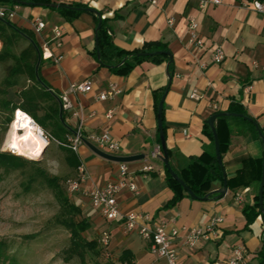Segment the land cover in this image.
<instances>
[{
    "label": "crops",
    "instance_id": "obj_1",
    "mask_svg": "<svg viewBox=\"0 0 264 264\" xmlns=\"http://www.w3.org/2000/svg\"><path fill=\"white\" fill-rule=\"evenodd\" d=\"M55 1L68 5L88 3L105 16L121 15L109 23V33L118 47L128 50L161 41L173 56L172 76L168 60L151 59L136 65L128 75H115L100 66L96 57V21L92 13L82 12L66 19L49 8L14 6L16 15L11 21L18 27L31 30V21L37 17L47 21L46 30L34 33L42 52L52 36L50 26L59 24L63 28V45L57 48L50 43V51L62 54L63 59L55 62L54 58H42L40 63V73L50 89L61 95L69 91L72 83L92 82L89 92L69 93L74 110L79 112L75 116L72 111H65L70 131L78 127L82 118L86 134L109 131L120 142L121 155H146L142 160L128 162L129 179L136 184L137 191L125 188L119 193L122 214H149L154 222L163 221L169 229L177 228L180 235L175 247L184 264H225L233 247L239 244L246 249L249 264H258L257 254L264 247L263 217L258 216L246 228L243 209L256 208L260 191L258 166L264 157V139L259 131L264 134V15L244 7L243 0H222L220 4L207 0L205 8L201 7V0ZM191 19L198 23L196 33L204 42L201 47L190 41ZM216 45L224 50L222 63L213 61ZM112 86L121 92L107 100L97 98ZM164 96L166 144L171 166L176 170L203 151L214 149L211 138L203 131L204 123L217 112L227 113L233 100L258 124L228 118L230 143L222 154L227 188L224 180L217 179L203 197L195 198L185 191L182 200L172 208L165 207L173 196L166 181V165L160 157L153 156L161 146L157 141L155 104ZM217 123L216 120L215 126ZM78 156L89 177L80 191L72 195V201L82 208L92 225L110 234V251L117 247L131 250L135 264H165L164 259L152 255L137 231H126L123 217L106 220L92 206L89 192L119 179V163L99 156L87 144L80 148ZM145 165H152L153 169L142 170ZM217 216L224 221L214 239L201 238L193 246L186 243L188 231L184 228L205 227Z\"/></svg>",
    "mask_w": 264,
    "mask_h": 264
},
{
    "label": "trees",
    "instance_id": "obj_2",
    "mask_svg": "<svg viewBox=\"0 0 264 264\" xmlns=\"http://www.w3.org/2000/svg\"><path fill=\"white\" fill-rule=\"evenodd\" d=\"M0 4H7L14 6H32L49 8L57 11L66 19L70 16H78L82 12H90L95 16L96 21V40L95 54L100 63V66L109 68V70L115 75L125 76L128 75L136 65L140 64L146 59H151L155 62H161L162 60H168L169 62V74L173 75L174 62L170 58L171 54L168 45L161 41L146 42L140 47L133 49H123L118 47L109 33L110 21L116 20L121 15L115 14L114 16H105L102 11L92 8L88 3H75L65 4L58 3L55 0H0ZM6 20V21H5ZM100 25V27H99ZM17 27L23 33L27 34L35 40L37 46L42 52V48L36 41L34 32L30 29L18 27L10 19L0 18V40L4 43L5 48H15L17 53L6 51L0 53V60L13 59L14 64L9 70L8 76L5 79V85L7 87L20 86V103H14L11 108V114L7 119L10 123L13 120L14 111L22 109L27 112L34 120L39 124L45 135H51L52 137L63 140L66 135L69 134L70 128L64 124L60 118V106L56 97L47 90L41 82L38 80L36 73V65L38 61V53L35 46L16 29ZM39 77L43 82L44 78L40 73V66L38 69ZM22 78H25L28 84L21 82ZM46 83V82H45ZM58 95V94H57ZM11 102L9 100L3 101V105L9 107ZM43 107L42 115L41 108ZM155 109L158 113L159 101L155 104ZM221 113V112H217ZM227 113L241 114L243 116H234L229 114L220 115L217 120L216 130L219 136L221 145V156L224 153L226 147L230 143L231 132L227 125V119L230 117L242 118L252 123L257 121L252 118L246 112L245 108L237 101H232ZM216 114V113H215ZM63 118L65 120V111H63ZM51 129L52 133L47 131ZM163 130L166 136L167 127L163 120ZM203 131L211 138L214 149L212 151L205 150L197 157L192 158L181 170H173L177 176L183 179L186 185L197 197H203L206 192L211 188L213 181L220 179L224 180V163L220 164L215 150V138L214 133L209 125V122L204 123ZM260 136L264 139L263 131L261 130ZM157 141L161 145L160 130L157 136ZM168 149V148H167ZM163 151V150H162ZM170 154V150L168 149ZM69 159L71 164L78 167L80 164L79 156L70 150ZM31 163V160L23 157L20 154L12 153L10 151L2 150L0 148V182L5 176L12 171L18 169H24ZM262 167L263 162L260 160L258 166V181L262 179ZM43 181L53 189L57 201L66 213H72L74 215H81L83 213L82 208L75 204L60 185L59 177H49L45 174H41ZM36 180V176L31 174L28 182L25 183V188L29 190L32 183ZM166 181L173 191V196L170 201L165 205L166 208L175 207L185 196V187L180 184L170 173V170L166 167ZM256 208L251 206H245L243 213L247 218L246 228H249L250 224L260 215L264 214L260 208V193L256 196ZM58 221V220H57ZM61 225H64L71 231V240L67 248L63 250L64 260L66 262L71 261L75 257H79L82 260V264H87L85 255L88 250H95L98 246L97 241L90 240L85 241L82 233L91 227V222L83 217L80 221L74 219H63L58 221ZM101 244V243H100ZM103 252L108 251L105 247H101ZM258 264H264V247L257 254ZM120 264H135V256L129 249L122 251L119 258ZM0 264H15L9 255L7 247L0 241Z\"/></svg>",
    "mask_w": 264,
    "mask_h": 264
},
{
    "label": "rangeland",
    "instance_id": "obj_3",
    "mask_svg": "<svg viewBox=\"0 0 264 264\" xmlns=\"http://www.w3.org/2000/svg\"><path fill=\"white\" fill-rule=\"evenodd\" d=\"M6 51L17 53V49H7L3 43L0 53ZM13 64V59L0 60V148L10 152L12 150L4 147L11 124L7 119L13 104L22 102L20 86L7 87L4 83ZM21 82L29 83L25 78ZM5 100L11 102L9 107L3 105ZM43 111L42 107L39 114L42 115ZM47 131L52 133L51 129ZM69 156L68 148L50 141L41 157L31 159L23 156L31 160V163L24 169L7 174L0 182V241L7 247L15 264H82L79 257L69 262L64 260L63 250L70 244L71 231L58 221H80L84 214L66 213L57 201L53 189L41 176L43 173L49 177H59L62 189L72 201L73 194L67 191L66 182L75 175L77 167L71 164ZM31 174L36 176V180L27 190L25 183ZM102 234L103 231L92 224L82 233L85 241L94 240L98 243L95 250L86 252V263L120 264L123 249L117 247L103 252L100 244Z\"/></svg>",
    "mask_w": 264,
    "mask_h": 264
},
{
    "label": "built area",
    "instance_id": "obj_4",
    "mask_svg": "<svg viewBox=\"0 0 264 264\" xmlns=\"http://www.w3.org/2000/svg\"><path fill=\"white\" fill-rule=\"evenodd\" d=\"M152 2H156V0H152ZM211 2L214 4H220L222 0H212ZM200 5L202 8H205L207 5V0H201ZM242 5L264 15V0H243ZM15 15V7L7 4H0V18L11 20L15 17ZM170 22L173 23V19H171ZM189 27L191 32L190 41L199 47L203 46V39L200 38L196 33L198 28L197 21L195 19H191ZM46 29L47 21L42 17H37L31 21V30L35 34H41ZM50 31L52 36L51 39L43 46L44 50L42 52V57L49 59L54 58L55 62H59L61 59H63V55H54L50 51L52 46L50 43H52L57 48L61 47L64 42V31L59 24H52L50 26ZM224 58L225 53L222 46L216 45L213 52V61L216 63H222ZM91 89L92 82L89 80L72 83L69 91H65L59 95L62 101L63 111H72L73 115L79 116V112L74 110V104L69 98V93H86ZM120 92L121 91L116 86H112L109 91L98 94L97 98L99 100H107L111 96H114ZM195 96L196 93H193L192 97ZM108 116L111 117L112 113H108ZM41 133L45 136L49 143L50 141H56L58 144L68 148L77 155H79L80 148L86 144V141L91 142L96 147L105 152L114 155H121V144L111 135L109 131L86 134L82 123V118L78 127L73 132L71 131L69 134H67L63 140H58L51 135H45L42 129ZM161 155V146H158L157 150L153 153V156L160 157ZM119 165V179L110 181L104 187L94 188L89 192L88 196L91 200L92 206L106 220L113 221L123 217L126 231H137L140 237L148 243L149 250L156 259H164L165 264H184L181 262L178 251L175 247V241L180 235V232L177 228L169 229L167 223L163 221L154 222L149 214H140L135 211H130L124 215L122 214L118 202L119 193L125 188H129L132 192H136L137 186L129 179L128 163H119ZM152 169V165H145L142 170L150 171ZM76 172V175L69 178L66 182L67 191L70 194L79 192L82 184L85 183L89 177L88 170L82 162H80ZM237 200L241 201L242 197L238 196ZM223 221L224 218L222 216H217L212 218L205 227L184 228L188 231L186 243L193 246L201 238L206 240L214 239L217 236V229ZM100 243L108 251L110 250V234L108 232L102 234ZM249 261L250 259L246 249L243 245L239 244L233 247V253L225 264H249Z\"/></svg>",
    "mask_w": 264,
    "mask_h": 264
},
{
    "label": "water",
    "instance_id": "obj_5",
    "mask_svg": "<svg viewBox=\"0 0 264 264\" xmlns=\"http://www.w3.org/2000/svg\"><path fill=\"white\" fill-rule=\"evenodd\" d=\"M6 21V20H5ZM15 27V26H14ZM100 27V25H99ZM16 29H18L17 27H15ZM19 30V29H18ZM22 35H24L37 49V53H38V61H37V65H36V73H37V77L38 80L41 82V84L47 89L49 90L58 100L59 102V106H60V118L62 120V122L64 124H66L64 118H63V105H62V101L59 97V95H57L52 89L49 88V86L43 82L41 80V78L39 77L38 74V69L40 66V63L42 61V52L40 51L39 47L37 46V43L35 42V40L33 38H31L30 36H28L27 34L23 33L21 30H19ZM98 39V37L96 36V40ZM170 58L173 59L172 54L168 53ZM164 99L165 96L162 98V100L159 103V109H158V127L160 130V137H161V144H162V150H163V154L160 156V158L162 159V161L164 162V164L166 165V167L170 170L171 175L180 183L182 184L186 191L189 193V195H191L192 197L195 198H199L197 197L192 191L191 189L186 185L185 181L183 179H181L180 177L177 176L176 172L173 170L171 163H170V158H169V152L167 149V144H166V136L163 130V104H164ZM224 114H229L226 112H221V113H216L213 114L209 119V125L211 126L213 133H214V138H215V150H216V155L218 158V161L220 164H223V160H222V156H221V145H220V140H219V136L216 130V126H215V121L216 119L220 116V115H224ZM229 115H234V116H243L241 114H229ZM67 125V124H66ZM255 125L258 126V124L255 122ZM261 133V130H259ZM86 144L99 156L111 160V161H115L118 163H128V162H132V161H136V160H142L145 158V154H135V155H114L108 152H105L101 149H99L98 147H96L94 144H92L89 141H86ZM14 152V151H12ZM224 186L225 189L227 188V178H226V172L224 171ZM260 208L263 211L264 214V157H263V167H262V179L260 182Z\"/></svg>",
    "mask_w": 264,
    "mask_h": 264
},
{
    "label": "bare ground",
    "instance_id": "obj_6",
    "mask_svg": "<svg viewBox=\"0 0 264 264\" xmlns=\"http://www.w3.org/2000/svg\"><path fill=\"white\" fill-rule=\"evenodd\" d=\"M2 45L0 40V47ZM48 144L39 124L27 112L17 109L5 140V149L36 159L42 156Z\"/></svg>",
    "mask_w": 264,
    "mask_h": 264
}]
</instances>
